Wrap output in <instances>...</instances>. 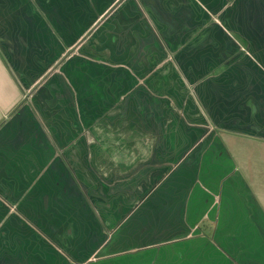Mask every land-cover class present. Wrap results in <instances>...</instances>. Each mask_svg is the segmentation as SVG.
<instances>
[{
  "label": "crops",
  "instance_id": "1",
  "mask_svg": "<svg viewBox=\"0 0 264 264\" xmlns=\"http://www.w3.org/2000/svg\"><path fill=\"white\" fill-rule=\"evenodd\" d=\"M0 264H264V0H0Z\"/></svg>",
  "mask_w": 264,
  "mask_h": 264
},
{
  "label": "rangeland",
  "instance_id": "2",
  "mask_svg": "<svg viewBox=\"0 0 264 264\" xmlns=\"http://www.w3.org/2000/svg\"><path fill=\"white\" fill-rule=\"evenodd\" d=\"M118 2L120 1V0H117ZM116 1H114V3H115ZM116 4H117V2H116ZM115 4V5H116ZM114 5V6H115ZM111 8H112V6H110ZM106 9H108V8H106ZM94 11H95V9H94ZM97 17V18H96ZM96 17L94 18V19H92V16H90V24H91V28H88V35L86 36L87 38H88V42H90L91 41V36H92V33H95V26H97V25H95V24H99L100 22H101V20L103 19L102 17H103V15L102 16H100V13H99V16H97L96 15ZM97 19V20H96ZM97 21V22H96ZM89 24V25H90ZM77 42H78V40H76ZM81 41H84L83 39L81 40ZM81 41H79L78 42V45H80L79 43L81 42ZM78 45H72V47H71V50H70V52H71V55L72 54H74V52L75 51H77L78 50ZM86 55H88V54H86ZM89 56V55H88ZM163 181H165L166 182V179H161V182H163ZM160 182V183H161Z\"/></svg>",
  "mask_w": 264,
  "mask_h": 264
}]
</instances>
